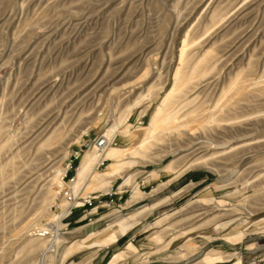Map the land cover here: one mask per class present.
Wrapping results in <instances>:
<instances>
[{"label": "rangeland", "instance_id": "1", "mask_svg": "<svg viewBox=\"0 0 264 264\" xmlns=\"http://www.w3.org/2000/svg\"><path fill=\"white\" fill-rule=\"evenodd\" d=\"M183 40L187 69L210 51L195 109L178 112L173 145L131 154ZM189 129L204 138L183 145ZM99 138L123 151L73 194ZM197 144L206 162L164 169ZM57 169L64 186L49 203ZM0 264H264V0H0Z\"/></svg>", "mask_w": 264, "mask_h": 264}, {"label": "bare ground", "instance_id": "2", "mask_svg": "<svg viewBox=\"0 0 264 264\" xmlns=\"http://www.w3.org/2000/svg\"><path fill=\"white\" fill-rule=\"evenodd\" d=\"M184 40L180 44V48L178 51V62L174 69L173 76H172V83L169 87V89L165 92V94L160 99V102L155 107L153 114L149 120V123L147 127L145 128V132L143 137L140 140L139 144H136L138 147V150L130 151L131 154L133 153H140L141 155H145V151L153 141L157 143H163L168 145H173L176 140H179V137H182V134H179L180 127H178V122L176 121V116L178 115V112L181 111L183 108H187L190 112L195 109L193 107L194 100L196 98L195 90H197V85L199 84L198 75L203 73V69L201 68L203 63L207 60V55L210 51H206L205 54L200 57L197 62L195 63V66H192L191 69L185 68V64L192 58V55L189 54L188 50H185L186 45L184 44ZM208 52V53H207ZM244 90V85L242 83L236 85L233 87L232 92L234 94H238L241 91ZM197 92V91H196ZM225 119L222 115L220 116H213L210 119V122L215 123V126L220 125L219 122H223ZM193 123H188L189 126H191ZM225 125V124H224ZM217 127V128H218ZM222 128H225L226 126H221ZM216 128H212L210 130H214L213 132H216ZM113 128L108 129L106 133L101 135L106 142L108 143L110 139L112 138L114 134ZM165 130L171 131V135H174V139L170 142H166L169 138H167ZM190 131L184 134V142L185 144L190 146L194 141L199 139L200 137L204 138V135L202 134H195L193 132V129H189ZM127 128L124 129V132L126 133ZM174 132V133H173ZM103 139V141H104ZM183 139V138H182ZM208 139V138H207ZM206 139V140H207ZM54 142V139H52L51 136H46L43 140V143L45 142ZM215 141V140H214ZM202 142V141H199ZM205 143V142H204ZM206 144V143H205ZM204 145H198L197 147L193 148L192 151L183 153L181 156H178L176 158H173L169 162H167L164 165V169L169 171L173 170L175 166V159H182L185 162H188L187 166H190L191 164H202L203 162H206L208 154V148ZM231 144V143H230ZM176 146V144H174ZM182 145V144H181ZM182 145V146H183ZM178 146V145H177ZM176 146V147H177ZM208 146V144H207ZM104 147V148H103ZM174 147V146H173ZM180 147V146H179ZM215 147V146H214ZM257 147V146H256ZM175 148V147H174ZM231 149V148H230ZM122 149L120 147L115 146H108L106 145L104 141V145L102 146V149H100L97 145H93L91 148L86 150L84 154L82 155L80 162L77 166L76 173H75V182L73 186L70 187V190L73 194H76L78 191V188L80 186V183L82 182L83 178L89 174L91 171V168L98 162L103 161L104 159H114L121 155ZM176 152V149L169 150L167 153H174ZM183 152V151H181ZM166 153V154H167ZM177 153V152H176ZM199 153V154H197ZM211 154V153H210ZM232 155V154H231ZM229 156V155H228ZM52 161V158L49 156H46L45 159V165H48ZM125 162H122L121 160L113 161L111 162L109 166V170L113 172V175L110 180H106L103 176V174H97L95 179V184L97 187H104L108 185L112 179L119 176V170L122 166H124ZM62 171L60 169H57L55 174L49 179V183L47 185V191L49 192V203L56 198L57 193L63 188L64 183L61 179ZM131 177L128 176L124 179V183L130 182ZM53 186L57 188V190L53 189ZM135 189V188H134ZM83 194H87L83 192ZM139 192L136 189L134 191V194L132 198L138 197ZM55 200V199H54ZM228 222V221H227ZM225 222V223H227ZM223 223V224H225ZM222 224V225H223ZM220 225V224H219ZM46 228L39 229V231H42L41 233H45ZM123 253L125 251H122ZM117 255L114 256L116 258Z\"/></svg>", "mask_w": 264, "mask_h": 264}, {"label": "built area", "instance_id": "3", "mask_svg": "<svg viewBox=\"0 0 264 264\" xmlns=\"http://www.w3.org/2000/svg\"><path fill=\"white\" fill-rule=\"evenodd\" d=\"M97 145L99 147H102L104 145V141H103L102 138H99L97 140ZM67 198H68V200H70V202H74V200H75V197L74 196L72 197L70 194L67 195ZM81 201H82L83 204H85V203L90 204V199L89 198H81Z\"/></svg>", "mask_w": 264, "mask_h": 264}, {"label": "crops", "instance_id": "4", "mask_svg": "<svg viewBox=\"0 0 264 264\" xmlns=\"http://www.w3.org/2000/svg\"><path fill=\"white\" fill-rule=\"evenodd\" d=\"M131 239H133V238H131Z\"/></svg>", "mask_w": 264, "mask_h": 264}]
</instances>
